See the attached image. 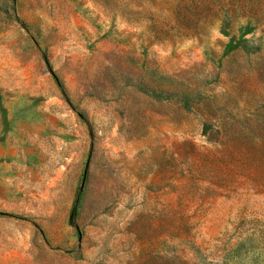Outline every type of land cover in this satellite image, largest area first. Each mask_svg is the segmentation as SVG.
<instances>
[{"label": "rangeland", "instance_id": "1", "mask_svg": "<svg viewBox=\"0 0 264 264\" xmlns=\"http://www.w3.org/2000/svg\"><path fill=\"white\" fill-rule=\"evenodd\" d=\"M0 264H264V0H0Z\"/></svg>", "mask_w": 264, "mask_h": 264}]
</instances>
